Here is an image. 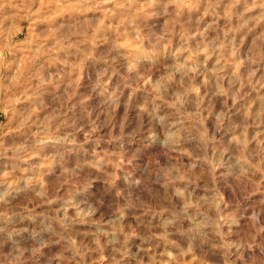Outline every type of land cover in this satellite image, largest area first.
<instances>
[{
  "label": "clouds",
  "instance_id": "clouds-1",
  "mask_svg": "<svg viewBox=\"0 0 264 264\" xmlns=\"http://www.w3.org/2000/svg\"><path fill=\"white\" fill-rule=\"evenodd\" d=\"M9 6L29 32L0 21V113L18 137L5 148L0 128V264H186L209 243L223 264H264V0ZM101 43L115 62L77 90L68 69Z\"/></svg>",
  "mask_w": 264,
  "mask_h": 264
},
{
  "label": "rangeland",
  "instance_id": "rangeland-1",
  "mask_svg": "<svg viewBox=\"0 0 264 264\" xmlns=\"http://www.w3.org/2000/svg\"><path fill=\"white\" fill-rule=\"evenodd\" d=\"M17 12L18 9L14 6H9L7 9H5L4 11H0V21L5 22L7 24L8 27H12L13 26V20H17L18 21V26L22 29V31H20L19 33L16 34L15 38L17 40H19L21 43H23L25 41V38L28 36V32H29V25H28V21L25 20H19L18 16H17ZM5 14H7V19H5ZM78 15L80 13H77ZM88 15H92V13H88ZM156 19V17H152V16H146L144 17L142 23L144 24H151L154 20ZM180 19H183V17H180ZM209 21L211 18H208ZM220 24H223V21H220ZM143 35V33H142ZM113 39H116L115 35H113ZM133 38L130 36L127 39L124 40H120L118 42V50L120 52H123L124 55L120 57V62L121 63H126L128 60V48L127 45L129 43H132ZM154 39H153V43H154ZM179 43V38H175L172 41L173 46H178ZM195 43V41L193 42ZM150 47V46H149ZM115 56L116 53L113 52L107 44L101 43L99 45H97L92 53V57L91 59H87L85 60L84 64H83V70L82 72L80 71V67H79V61H76V65H74L73 67H70L68 69L67 72V77L69 78V82H71L72 79L75 78L77 73H80L84 79H82L80 81V83L77 85V90H79L80 88L84 87V83L87 80L89 74H91L92 79L93 80H99L102 76H104V70L108 67V65L110 63H114L115 62ZM169 59L171 60V55H169L168 57H157V59L163 60V59ZM74 59V57H73ZM48 70L50 72L52 71H56L57 68H64L65 65L63 63L60 64H56L53 62H49L47 64ZM24 71H27V68H23ZM63 75V74H61ZM115 79V78H114ZM64 87H67V84L64 85ZM53 91H55V89H53ZM124 93L126 95V97L131 100L133 103H137L138 99L140 100V102H143V97L147 96V93L142 92L138 89H132V88H125L124 89ZM253 95H255V93H253ZM96 98L99 99V93L96 94ZM15 99V98H13ZM92 103H95V100L92 101ZM25 104H18L17 107L19 108H23L25 107ZM11 114H9L10 116ZM124 111L118 110V117L123 121L124 118ZM9 116H5L2 113H0V128L3 129L2 132V138H3V142L5 145V148H10L14 145V143L17 141L18 137L16 136V134L14 132H10L9 128L10 127H14L17 124V120L16 119H12L10 121ZM119 126L117 127L116 131L119 132ZM254 130L250 129V135L252 134ZM4 166H5V161L4 160H0V172H2L4 170ZM130 167V166H129ZM126 171L128 169H125ZM123 174V173H121ZM15 175H20V173H17ZM15 179L14 175H10L8 178V183H12L13 180ZM30 201L27 197H24L23 199L20 200H13L12 204L14 207H16L17 209H22L23 207L29 205ZM3 206H0V210H2ZM101 219H103L101 217ZM133 223H135V217L132 218ZM132 225H129V227H131ZM137 227H139V225H137ZM134 251H138V245L136 248L133 249ZM164 252V248L161 247L157 250V254H162ZM143 255V254H142ZM199 255V260L198 261H194L192 257H188L186 258V264H223V260H224V256H223V249L221 247H217L215 244L213 243H209L207 245H205L204 249L198 254ZM164 259H167V257H163Z\"/></svg>",
  "mask_w": 264,
  "mask_h": 264
}]
</instances>
